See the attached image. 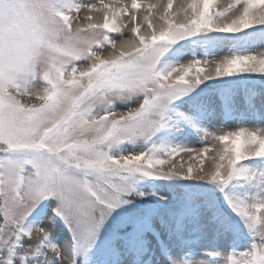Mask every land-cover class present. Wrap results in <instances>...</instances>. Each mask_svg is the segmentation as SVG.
<instances>
[{"label": "snow or ice", "instance_id": "obj_1", "mask_svg": "<svg viewBox=\"0 0 264 264\" xmlns=\"http://www.w3.org/2000/svg\"><path fill=\"white\" fill-rule=\"evenodd\" d=\"M216 2L186 0L173 9V0H0V264H93L109 224L101 264H125L128 256L139 264L145 234L159 238L157 222L179 233L209 213L232 219L201 190L179 207L129 209L113 222L136 182L149 177L218 188L246 229L223 264H264V127L198 129L202 148L167 138L181 122L197 127L177 100L219 99L189 96L205 81L264 75V51H255L264 48V0L213 10ZM93 12L102 23L90 22ZM207 33L246 47L214 60L166 61L172 45ZM233 103L257 111L264 96L237 93ZM58 222L70 233L59 243ZM169 264L209 262L169 255Z\"/></svg>", "mask_w": 264, "mask_h": 264}, {"label": "rangeland", "instance_id": "obj_2", "mask_svg": "<svg viewBox=\"0 0 264 264\" xmlns=\"http://www.w3.org/2000/svg\"><path fill=\"white\" fill-rule=\"evenodd\" d=\"M208 36L212 37V35ZM188 39L172 45L166 54V61H173L172 58L176 54V48L179 47V45H185ZM218 39V37H212L208 42L203 44V46L200 45V47L202 48L215 44ZM257 39L258 38L255 37V40ZM221 41L224 44H230L232 47L235 45L234 48H237V50L241 49L240 46L242 42H234L231 36L224 35ZM190 46L193 48L194 42L190 44ZM257 91L264 92V83L255 84L249 79H241V77L237 78L236 76L223 78V82L216 81L209 85H199L189 94L190 97H199L200 100L203 101L209 94H213L217 95L219 99H217L214 104L200 106H192L191 101L185 97L177 100L175 102L177 110L183 111L191 116L193 118V123L196 124L197 127H193V124L181 122L179 125H174L171 129L166 130L168 133L167 138L172 141L170 131L177 130L185 137L175 143L198 148L201 139H198L196 136V129H205L208 126V122L204 120L203 116L210 114V108H212L213 105L218 108L220 115H229V110L238 104L233 103V97L237 93H243L251 97L250 95ZM247 112H249V115H247L248 117H253L257 114V111L247 110ZM253 123L260 126L256 121ZM127 147H129V151H138V148L134 145L129 144ZM186 155L187 154H184L183 157ZM194 163L195 161L193 164ZM204 185H206V182H195L194 180L143 178L136 182V192H133L132 195L147 198L151 200L153 204L151 202L143 204L136 203L130 200V204L123 205L121 208L114 210L112 221L116 222L129 209L147 210L179 207L190 194L201 190H208L215 194V199L222 204L227 213L231 214L232 219H229L225 215H217L216 218L213 219L212 214L209 213L198 222L190 224L179 233L174 231L170 233L168 230L161 228L157 222L156 230L159 232V238L152 232H148L144 236V239L147 241V251L144 252L143 258H141L142 260L140 259L144 262L143 264H169V255L177 257L176 253L182 251H194L201 260H206L209 264H217L219 259L223 262L225 254L237 248L240 242L237 240L236 233L246 231L243 227V222L240 221L239 217L235 216V213L231 212L230 208H228L227 204L224 202L223 193H221L218 188L214 185H208L206 188L202 187ZM216 191L220 193L219 198L216 197ZM140 192L144 193V195L140 196L137 194ZM58 224V229L61 231L63 237L68 238L70 236L68 230L63 228L62 222H58ZM110 229L111 224L106 226L101 235L98 247L92 251L93 264H101L102 262L101 246L110 234ZM212 253H216L217 255H212Z\"/></svg>", "mask_w": 264, "mask_h": 264}, {"label": "bare ground", "instance_id": "obj_3", "mask_svg": "<svg viewBox=\"0 0 264 264\" xmlns=\"http://www.w3.org/2000/svg\"><path fill=\"white\" fill-rule=\"evenodd\" d=\"M92 2L98 3L99 0H92ZM105 2H109V0H105ZM125 2L130 3L131 0H125ZM141 4H147L149 2L151 3H163L167 4V0H139ZM235 0H217L216 4L213 5V10H220L222 7H226L230 3H234ZM181 3H186V0H173V9L177 8ZM82 15H89L86 11L82 10L81 11ZM81 15V14H80ZM91 15L96 16V20L90 21L91 23H96V22H103L102 14H96V13H91ZM119 26V25H118ZM127 31V29H124ZM142 34L144 32V29L142 28ZM249 34L253 33V30H248ZM212 35V37H218L219 41L217 40L215 44H211L207 47H200V45L203 46L206 42H208L212 37L208 36ZM225 34H217V33H207V34H199L193 37H190L185 43V45H179V47L176 48V54L172 58V62L175 61H184V60H190L192 58H197L201 59L202 61L207 59V60H214L218 59L223 55L227 54V50L232 47L228 43H223L222 37ZM241 36L245 34H240ZM215 39V38H214ZM253 40H255V37H253ZM194 42V47L192 48L190 44ZM242 42V41H241ZM246 45L244 42H242L240 46V50H244ZM233 50H237V48H234ZM255 51H264V48H257ZM205 66V65H202ZM237 78L241 77V79H249L255 84H263L264 83V75L262 74H253V73H245V74H240L236 76ZM212 82L216 81H205L201 85H209ZM218 82V81H217ZM251 97H256V96H264L263 91H257L253 94L250 95ZM247 108L242 105V104H237L234 106V108L229 110V115H220L218 108L213 105L212 108H210V114L203 116L204 120L208 122V126L206 129H210L213 131H219V130H231L237 126L238 123L245 124L248 127H264V106L258 105V110L256 116H251L248 117L249 112H247ZM256 121L260 124V126L255 125L253 122ZM196 136L198 139H201L199 142L198 148H202L205 145L202 143V138H203V133L200 132L198 129H196ZM170 137L172 142L180 141L182 140L185 136H183L182 133L178 132L177 130H171L170 131ZM178 138V139H177ZM211 147V144L208 145ZM128 150L129 147H128ZM212 153L209 152L207 156L202 157L205 161V165L208 164V161L211 157ZM184 162H185V167H187V162H188V156L186 155L183 157ZM179 160V158H177ZM194 167L199 166V161L194 160ZM193 161V162H194ZM195 182H203L199 180H194ZM209 219V217H208ZM54 238L56 239V242H60V238H64L61 231L57 228L56 232L54 233ZM177 258H188V259H200L194 251H182L179 253H176ZM143 258V257H142ZM142 260V259H141ZM139 261V264H143V261ZM201 260V259H200ZM145 261V260H144ZM125 264H133V259L131 256H128L125 260ZM219 264V263H217Z\"/></svg>", "mask_w": 264, "mask_h": 264}, {"label": "trees", "instance_id": "obj_4", "mask_svg": "<svg viewBox=\"0 0 264 264\" xmlns=\"http://www.w3.org/2000/svg\"><path fill=\"white\" fill-rule=\"evenodd\" d=\"M216 197L219 198V191H216ZM129 200H131L132 202H136V203H148V202H151L153 204V202L147 198H143V197H137V196H134L132 194H130L129 196Z\"/></svg>", "mask_w": 264, "mask_h": 264}]
</instances>
